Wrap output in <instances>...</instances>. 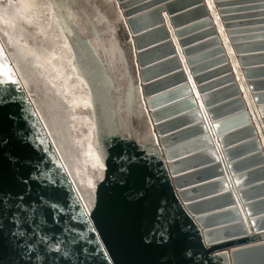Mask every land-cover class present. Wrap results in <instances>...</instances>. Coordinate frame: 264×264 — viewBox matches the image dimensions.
<instances>
[{"label":"water","instance_id":"obj_1","mask_svg":"<svg viewBox=\"0 0 264 264\" xmlns=\"http://www.w3.org/2000/svg\"><path fill=\"white\" fill-rule=\"evenodd\" d=\"M0 264H264V0H0Z\"/></svg>","mask_w":264,"mask_h":264},{"label":"snow or ice","instance_id":"obj_2","mask_svg":"<svg viewBox=\"0 0 264 264\" xmlns=\"http://www.w3.org/2000/svg\"><path fill=\"white\" fill-rule=\"evenodd\" d=\"M8 7L11 8L12 6L9 5ZM25 7H26L27 9H29V11H31V10H33V9H36V8L40 7V5H39V4H36V3H29V4L25 5ZM48 7H51V5H49ZM5 75H7V71L5 72ZM9 78H10V77H9ZM13 82L15 83V81H13ZM22 199H23V198H21V200H22ZM13 235H15V233H14Z\"/></svg>","mask_w":264,"mask_h":264},{"label":"bare ground","instance_id":"obj_3","mask_svg":"<svg viewBox=\"0 0 264 264\" xmlns=\"http://www.w3.org/2000/svg\"><path fill=\"white\" fill-rule=\"evenodd\" d=\"M261 242V241H260ZM260 242H257V243H260ZM243 247V246H242ZM236 248H238V247H236ZM236 248H231V249H229V251H231V250H233V249H236Z\"/></svg>","mask_w":264,"mask_h":264}]
</instances>
